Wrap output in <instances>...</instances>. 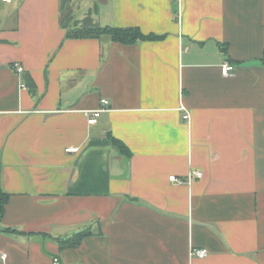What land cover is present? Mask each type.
<instances>
[{"label": "crops", "instance_id": "obj_1", "mask_svg": "<svg viewBox=\"0 0 264 264\" xmlns=\"http://www.w3.org/2000/svg\"><path fill=\"white\" fill-rule=\"evenodd\" d=\"M1 4L2 226L17 231L0 232V264H264V0L73 9L165 35L132 44L66 37L61 0Z\"/></svg>", "mask_w": 264, "mask_h": 264}, {"label": "trees", "instance_id": "obj_2", "mask_svg": "<svg viewBox=\"0 0 264 264\" xmlns=\"http://www.w3.org/2000/svg\"><path fill=\"white\" fill-rule=\"evenodd\" d=\"M61 10L63 17L61 23L66 29V37L72 38H87L96 37L102 38L107 36L113 41L124 44H132L140 40H157L162 39L165 35L145 34L139 27H118L111 25H101L92 16V13L87 14L83 19L74 16L73 8L70 0H61ZM109 137L112 144L116 146L121 153L130 156V149L119 139L115 138L111 133ZM2 158L0 152V232L17 231L11 227H3L2 220L5 214L6 205L10 194L7 193L1 182ZM90 234V229H84L75 233L73 236L59 239L61 247H76L83 238ZM55 259V258H54Z\"/></svg>", "mask_w": 264, "mask_h": 264}, {"label": "built area", "instance_id": "obj_3", "mask_svg": "<svg viewBox=\"0 0 264 264\" xmlns=\"http://www.w3.org/2000/svg\"><path fill=\"white\" fill-rule=\"evenodd\" d=\"M13 2V0H0V4L1 3H11ZM16 70L18 72H22L23 71V66L19 63L15 64ZM221 69H222V73L224 75H230L234 69L235 66L234 64H232L229 61H225L222 65H221ZM109 104V101L107 99H102V105L103 108L106 107ZM103 109H95V110H89L87 112V116H88V122L89 124H95L98 120V115L99 112L102 111ZM185 119H189L190 118V113L188 110H186L185 115H184ZM78 148H68L67 151H76ZM191 175H195L197 177H201L202 176V172L201 171H194L191 173ZM173 181L175 182H183L184 180L176 175H172L170 177ZM207 250L206 249H200V250H195L193 251V254L198 255L200 257H204L207 255ZM6 254H3V257H5ZM51 264H61L60 260L58 258H55L52 260Z\"/></svg>", "mask_w": 264, "mask_h": 264}, {"label": "rangeland", "instance_id": "obj_4", "mask_svg": "<svg viewBox=\"0 0 264 264\" xmlns=\"http://www.w3.org/2000/svg\"><path fill=\"white\" fill-rule=\"evenodd\" d=\"M100 1L101 0H70V3L72 5L73 9H75L77 6L81 5L82 10H80V12L82 13L85 11H89L90 9H94L95 4H99ZM3 4H5V3H2L1 5H3Z\"/></svg>", "mask_w": 264, "mask_h": 264}]
</instances>
